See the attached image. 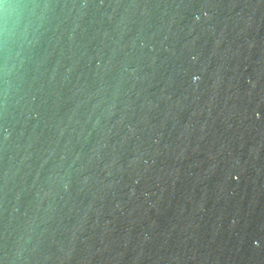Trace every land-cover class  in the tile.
<instances>
[{"label": "water", "instance_id": "water-1", "mask_svg": "<svg viewBox=\"0 0 264 264\" xmlns=\"http://www.w3.org/2000/svg\"><path fill=\"white\" fill-rule=\"evenodd\" d=\"M0 264H264V0H0Z\"/></svg>", "mask_w": 264, "mask_h": 264}, {"label": "clouds", "instance_id": "clouds-1", "mask_svg": "<svg viewBox=\"0 0 264 264\" xmlns=\"http://www.w3.org/2000/svg\"><path fill=\"white\" fill-rule=\"evenodd\" d=\"M22 3H27V0H22ZM35 14L34 7H24L8 24H5L0 19V40H6L18 32H23L29 25L31 17Z\"/></svg>", "mask_w": 264, "mask_h": 264}]
</instances>
